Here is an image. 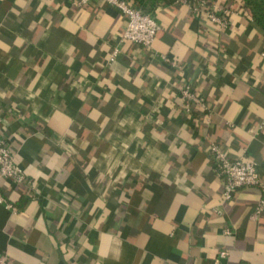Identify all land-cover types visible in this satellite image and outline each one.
Here are the masks:
<instances>
[{
	"label": "crops",
	"instance_id": "1",
	"mask_svg": "<svg viewBox=\"0 0 264 264\" xmlns=\"http://www.w3.org/2000/svg\"><path fill=\"white\" fill-rule=\"evenodd\" d=\"M208 2L227 28L161 0L146 49L106 4L0 0V137L25 174L0 179L7 264H264V39L240 0ZM211 144L263 188L223 201Z\"/></svg>",
	"mask_w": 264,
	"mask_h": 264
},
{
	"label": "built area",
	"instance_id": "2",
	"mask_svg": "<svg viewBox=\"0 0 264 264\" xmlns=\"http://www.w3.org/2000/svg\"><path fill=\"white\" fill-rule=\"evenodd\" d=\"M69 5L75 8H81L95 1L112 7L124 18L125 27L120 36L119 43H131L133 45L150 48L155 39L156 34L161 27L156 20L150 15L143 13L137 8L131 0H65ZM178 3L187 5L197 16H203L206 20L219 28H227V17L230 11L224 8H215L211 6L208 0H178ZM119 54L118 49H114L109 57V61L113 62ZM168 62L166 57L161 58ZM172 65H175L172 63ZM179 94L184 100V109L190 112L194 106L203 107V102L196 95L191 86L184 85ZM209 157L213 163L215 173L224 180L222 199L228 202L233 195L244 188L262 187L259 180L257 165L251 161H235L229 159L227 154L221 147L211 144L208 148ZM0 179L7 180L13 184H21L25 181L24 171L18 166L15 157L9 150L7 142L0 137ZM0 202H3L0 199ZM10 211L15 209L6 205ZM264 210V200H261L255 208L254 217ZM227 233V231H225ZM227 256L226 251H220L213 264H220L219 260ZM0 264H7V257L0 256Z\"/></svg>",
	"mask_w": 264,
	"mask_h": 264
},
{
	"label": "trees",
	"instance_id": "3",
	"mask_svg": "<svg viewBox=\"0 0 264 264\" xmlns=\"http://www.w3.org/2000/svg\"><path fill=\"white\" fill-rule=\"evenodd\" d=\"M143 13L150 14L161 0H131ZM241 5L253 25L264 39V0H240Z\"/></svg>",
	"mask_w": 264,
	"mask_h": 264
}]
</instances>
